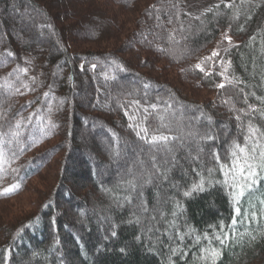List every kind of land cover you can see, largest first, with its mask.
I'll return each instance as SVG.
<instances>
[{
  "label": "trees",
  "instance_id": "obj_1",
  "mask_svg": "<svg viewBox=\"0 0 264 264\" xmlns=\"http://www.w3.org/2000/svg\"><path fill=\"white\" fill-rule=\"evenodd\" d=\"M249 124L264 0H0V264H264V170L238 201L229 171Z\"/></svg>",
  "mask_w": 264,
  "mask_h": 264
},
{
  "label": "snow or ice",
  "instance_id": "obj_2",
  "mask_svg": "<svg viewBox=\"0 0 264 264\" xmlns=\"http://www.w3.org/2000/svg\"><path fill=\"white\" fill-rule=\"evenodd\" d=\"M213 55H218V53L214 52ZM218 87L223 88L225 87V85L221 83L218 85ZM250 111L252 113H255L258 110L256 108L250 107ZM141 132H143L144 137L146 138L148 135L147 129H141ZM248 134L249 135L246 138V144L248 142V139L251 138L254 141V146L251 149H247L246 147H241L239 144H235L234 149L232 151V167L229 171L231 172V178L233 181L232 186L238 189V191L234 193V198L237 201L240 197H243L245 195V191H251L253 186L258 184L259 171L264 170V145H261L259 142L260 139H264V132H261L259 128L249 124ZM137 135H140V133H137ZM208 138L210 139L211 137ZM168 139L169 138L166 136H153L151 137V140H146V142H167ZM153 167H157L155 161L153 162ZM157 171H159L158 168ZM228 174L229 173H225L226 176H228ZM141 177L143 178V173L141 174ZM152 179L153 175L149 174L148 180L145 182H149ZM129 185L130 187L135 188V184L132 181L129 182ZM202 190L203 180H201L199 184H194L190 191H185L184 195L190 196L192 192ZM14 191H16L15 186L8 189H4L3 192H0V195H9ZM237 212H239V209H237ZM233 223H235V221ZM113 235H115V233H113ZM226 238L227 237H225V239ZM217 239H220V237H217ZM221 243H223V240H221ZM209 254L212 257V264H215V259L219 256V253L215 250H212Z\"/></svg>",
  "mask_w": 264,
  "mask_h": 264
},
{
  "label": "rangeland",
  "instance_id": "obj_3",
  "mask_svg": "<svg viewBox=\"0 0 264 264\" xmlns=\"http://www.w3.org/2000/svg\"><path fill=\"white\" fill-rule=\"evenodd\" d=\"M235 41L225 35L223 36L217 43V45L215 46L214 50L212 51L211 54V63L212 65H217L220 64V60L222 58V56L224 55V53L230 49L232 46L235 45ZM218 53V55H213V53ZM31 187L34 188H40L42 189L44 186L40 185L37 180H33ZM34 199L35 197L32 195L31 192L25 193L22 196H20L18 199H16L15 201H13L10 205H12V208L10 209L11 211V217L17 216L20 213V210L24 209H29L31 207L34 206Z\"/></svg>",
  "mask_w": 264,
  "mask_h": 264
}]
</instances>
